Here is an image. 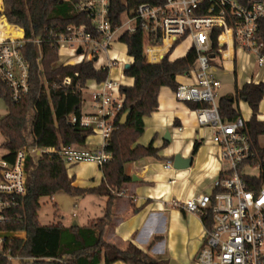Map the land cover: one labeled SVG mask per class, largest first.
<instances>
[{"label": "built area", "instance_id": "built-area-1", "mask_svg": "<svg viewBox=\"0 0 264 264\" xmlns=\"http://www.w3.org/2000/svg\"><path fill=\"white\" fill-rule=\"evenodd\" d=\"M0 4V17L5 16L10 24L24 31L23 39H0V79L9 88V98L17 101L29 90V65L21 48L25 42L33 41L40 49V39L27 38L22 26L8 20L3 0ZM124 4L121 23L113 28L111 0H78L76 10L86 14L91 25H68L58 39L59 51L63 49L76 56L60 60L63 64L93 60L97 68L109 71L113 66L121 68L117 79L108 75L102 82L80 87L89 91L90 111L82 112L79 118L71 116V122H79L90 128L92 134L100 135L102 143L95 149L78 145L60 149L24 147L16 152L13 161L0 159V224L10 219V211L19 206L20 198L27 192L29 155L55 151L67 167L81 162L101 166L111 158L106 146L117 128L115 119L123 111L121 88L134 83V78L125 74L126 64L134 62L127 44L123 42L124 51L111 54L112 43L122 41L125 33L140 30L149 63L160 62L181 41L189 42L187 49L195 48V66L180 75L188 82H179L174 93L180 102L204 103L195 113L200 125L212 128L215 160L222 163L211 192L174 200L186 212L200 216L204 225L205 245L192 264H264V133L256 141L252 139L247 130L251 115L245 117L240 113L232 121L221 116L218 89L222 83L216 72L229 69L230 64L236 73L237 56L242 54L245 60L241 70L248 75L245 83L264 82V43L257 39L258 20L264 17V0H139L133 7L124 0ZM40 78L47 86L44 75ZM62 86H73L72 76L65 77ZM257 118L264 120L261 115ZM118 194L127 195L124 190ZM0 232H4L0 234V254L11 261L19 260L20 257L3 253V242L23 237L24 232Z\"/></svg>", "mask_w": 264, "mask_h": 264}, {"label": "trees", "instance_id": "trees-1", "mask_svg": "<svg viewBox=\"0 0 264 264\" xmlns=\"http://www.w3.org/2000/svg\"><path fill=\"white\" fill-rule=\"evenodd\" d=\"M3 1L8 20L22 26L27 38L40 39V49L33 41L25 42L21 48L29 65L28 92L13 101L9 98L8 86L0 79V94L7 106V113L0 118V131L5 137L3 146L8 150L5 158L13 161L16 152L24 147L60 149L71 145L85 146L92 130L79 122H71L72 115L78 118L82 115L83 91L79 88H86L91 80L104 81L109 69L97 68L93 60L63 64L59 61L58 39L68 25L85 24L89 27L90 18L76 10L78 0ZM126 1L129 7H133L139 0ZM125 9L124 0H111L113 28L120 25ZM0 22L3 23L5 40L24 38L22 28L10 24L5 16L0 17ZM257 39L264 43V17L258 20ZM122 42L127 44L128 54L134 57L131 67L125 70L127 76L134 78V83L121 88L123 111L115 119L117 128L106 146L111 158L100 166L102 181L93 187L75 186L58 152L29 155L26 161L27 192L20 198L19 206L10 211V219L0 224V230L24 232L23 237L7 238L3 242V253L20 257L19 264L168 263V260L154 259L132 242L123 246L110 241L106 234L113 224L112 210L118 192L132 181L125 165L148 156L163 158L153 141L147 145L137 142L145 130L144 118L159 107L158 96L162 87L177 89V77L195 66L197 52L192 47L183 56L171 58L168 54L158 63H149L144 57V35L140 30L125 33ZM75 72L79 75L75 76ZM41 75H44L47 86L41 82ZM67 76H72L73 86H62ZM263 97L264 82L245 83L237 87L234 95H223L218 99L221 116L229 121L236 119L241 113L239 102H246L252 112L247 130L256 141L264 133V120L257 118ZM186 105L195 110L204 103L186 102ZM128 108L131 109L128 122L120 125L119 120ZM198 147L196 141L193 153ZM60 191L80 196H105V215L89 220L85 225L65 226L62 222L43 225L39 219L41 198ZM12 263L7 255L0 254V264Z\"/></svg>", "mask_w": 264, "mask_h": 264}, {"label": "crops", "instance_id": "crops-1", "mask_svg": "<svg viewBox=\"0 0 264 264\" xmlns=\"http://www.w3.org/2000/svg\"><path fill=\"white\" fill-rule=\"evenodd\" d=\"M2 38H4L3 28H0V39ZM228 66L231 69V65L228 64ZM110 71L109 76L111 77ZM225 71L216 70L218 75ZM232 72L236 80L237 70L236 73ZM177 80L188 82L182 76H178ZM93 82V80L89 81L88 85ZM158 101L159 107L144 118L145 130L137 142L147 145L153 141L154 146L160 148L158 154L163 158L148 156L125 165V171L132 176V181L122 188L127 195L119 196L114 201L113 224L107 231L106 237L123 246L132 242L146 250L154 259L168 260V263L174 259L179 264H191L201 246L204 225L200 216L186 212L178 207L174 200H185L203 193L200 192L201 190L207 192L213 186L215 176L218 175V162L215 160L216 147L213 143L209 145L204 141L201 143L195 110L189 108L186 103L177 102L171 88L162 87ZM89 111L90 109L83 110L82 108L84 113ZM171 127H174L173 131L177 137L174 143L168 145L170 142H166L162 136ZM170 133L172 141L175 134L171 131ZM179 136L189 139L185 150H182L183 140L179 142ZM89 137H92L91 140ZM196 141L199 147L193 153ZM101 143V137L99 140L95 135H90L86 139L85 146L82 147L95 149ZM178 153L185 158L193 157L190 167L183 169L173 167L172 158ZM168 163H171L170 167L167 166ZM193 163H195L194 166ZM85 165L94 166L95 164L81 162L68 169L69 176L73 178V185L83 188L98 186L102 181L100 166L96 164L100 178L89 183L82 178V169ZM102 197L100 213H93V216L88 215V222L105 215L107 198ZM114 264L125 263L116 262Z\"/></svg>", "mask_w": 264, "mask_h": 264}, {"label": "rangeland", "instance_id": "rangeland-1", "mask_svg": "<svg viewBox=\"0 0 264 264\" xmlns=\"http://www.w3.org/2000/svg\"><path fill=\"white\" fill-rule=\"evenodd\" d=\"M5 8V6H4ZM0 28H3V23L0 22ZM189 46V42L187 40L181 41L180 44L171 52V57L172 58H177L178 56H181L184 54V52L187 50ZM125 50V45L122 41H116L112 43V50L111 54H114L115 52H121ZM60 55V60H69L72 58H76V56L71 55L68 51L60 49L59 51ZM245 60V56L242 54H238L237 56V78L236 80L234 79V73L232 72L231 69H227L225 73H222L218 75L219 79L221 80L222 86L218 89L219 93V98L223 95H228V94H235L237 87H240L244 84L246 79L248 78L247 74H244L241 70V65L243 61ZM61 62V61H60ZM230 68V66H228ZM121 73V68L120 66H113L110 75L112 78L117 79L119 78ZM173 95L175 97V93L173 91ZM89 91L88 90H83V105L82 108L83 110H89ZM177 102H180L176 99ZM185 104L184 102H181ZM239 106L241 109V113L245 117H250L251 115V110L248 108V105L244 101L239 102ZM259 114L261 116H264V97L262 101L260 102L259 109H258ZM7 113V106L5 103L4 98L0 94V118L3 117ZM195 120L198 125V134L200 135L201 138V143L204 141L206 144H212V138H213V132L211 127H205L200 125L198 121L197 114L195 113ZM174 127H171L169 131L173 132L175 134L174 138H172V141L168 144L171 145L172 143L175 142L176 139V133L173 131ZM95 135L98 137L100 140V135L98 134H91ZM92 137H89L91 140ZM163 138V136H162ZM179 142L180 140L182 141V150H185V147L187 146L188 140L189 139H184V137L179 136L178 137ZM5 137L0 131V159H3L5 155L8 154V150L3 146ZM178 144V140L176 141ZM96 144V143H92ZM96 146V145H95ZM98 147V146H97ZM28 149H34V147H26ZM89 163H94V162H89ZM95 165H85L84 168L82 169V178H84L87 182L93 183V181H96L100 178V175L98 174V166L96 163ZM195 163H193L194 166ZM76 165V164H75ZM68 167V169H71L73 166ZM222 167V163H218V174L219 171ZM218 176V175H217ZM215 176V179L216 177ZM214 179V180H215ZM121 191V190H120ZM212 187L207 190V192H211ZM200 192H204V190H201ZM118 196H123V195H118ZM103 197L100 195H94V194H88L84 196H80L77 194H68L63 191L57 192L53 196H45L41 198V208L39 210V219L43 225H48V224H53L57 222H62L66 226H71L74 225V223H77L78 225H84L88 222V215L93 216V213H100L99 210L100 204H101V199ZM96 214H94L95 216ZM98 216L101 214H97ZM98 218H94L96 220ZM93 220V219H92ZM0 234H4V232H0ZM204 238H205V232L204 228L202 231L201 235V246L197 252V254L193 257L192 262L196 261L197 255L200 252L201 248L205 245L204 243ZM12 264H19L18 260H14ZM67 264V263H63Z\"/></svg>", "mask_w": 264, "mask_h": 264}, {"label": "water", "instance_id": "water-1", "mask_svg": "<svg viewBox=\"0 0 264 264\" xmlns=\"http://www.w3.org/2000/svg\"><path fill=\"white\" fill-rule=\"evenodd\" d=\"M80 52H81V50L79 49V50H78V53H80ZM144 57H145V55H144ZM130 67H131L130 64H126V66H125V70L129 69ZM130 111H131V109L128 108V109H126V110L123 112V114H122V116H121V118H120V120H119V124H120V125H126V124H127V122H128V118H129V115H130ZM163 139H164L166 142H171V133H170L169 130H167V131L165 132V134H164V136H163ZM172 162H173V167H174L175 169L188 168V167L191 166V164H192V162H193V157L190 156V157L185 158V157H182L181 154L178 153V154H175V155L173 156V158H172ZM133 179H135L134 176H133ZM76 224H77V223H74V225H76ZM168 264H179V263H178L176 260L171 259V260L169 261Z\"/></svg>", "mask_w": 264, "mask_h": 264}, {"label": "bare ground", "instance_id": "bare-ground-1", "mask_svg": "<svg viewBox=\"0 0 264 264\" xmlns=\"http://www.w3.org/2000/svg\"><path fill=\"white\" fill-rule=\"evenodd\" d=\"M2 40H5L4 38H2ZM73 62V61H72Z\"/></svg>", "mask_w": 264, "mask_h": 264}]
</instances>
